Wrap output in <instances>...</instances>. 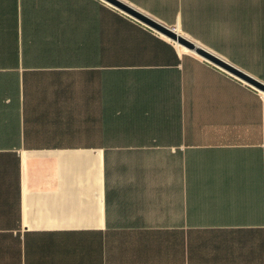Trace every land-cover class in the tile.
Wrapping results in <instances>:
<instances>
[{"label": "crops", "instance_id": "obj_1", "mask_svg": "<svg viewBox=\"0 0 264 264\" xmlns=\"http://www.w3.org/2000/svg\"><path fill=\"white\" fill-rule=\"evenodd\" d=\"M264 82V0H119ZM107 0H0V264H264V92Z\"/></svg>", "mask_w": 264, "mask_h": 264}, {"label": "water", "instance_id": "obj_2", "mask_svg": "<svg viewBox=\"0 0 264 264\" xmlns=\"http://www.w3.org/2000/svg\"><path fill=\"white\" fill-rule=\"evenodd\" d=\"M108 2L112 3L119 9L123 10L127 14L137 18L144 24L148 25L149 27L153 28L154 30L166 35L170 39L174 40L175 42L188 47L190 50H193L197 54L201 55L202 57L210 60L211 62L215 63L216 65L223 67L229 71V74L238 78L241 81L248 83L249 85L253 86L254 88L264 92V82L260 79L254 77L250 73H245L235 69L229 63L221 59L220 57L213 55L205 48L199 46L194 41L190 40L183 34L179 33L177 30L170 28L159 21L153 19L152 17L146 15L145 13L130 7L129 5L119 1V0H107Z\"/></svg>", "mask_w": 264, "mask_h": 264}, {"label": "bare ground", "instance_id": "obj_3", "mask_svg": "<svg viewBox=\"0 0 264 264\" xmlns=\"http://www.w3.org/2000/svg\"><path fill=\"white\" fill-rule=\"evenodd\" d=\"M163 36L167 37L166 35L163 34ZM168 39H170L169 37H167ZM172 40V39H170ZM177 43V42H176ZM176 45H178L180 47L181 50H184V51H188V52H194L193 50H190L188 47L184 46V45H181L179 43H177ZM196 53V52H195Z\"/></svg>", "mask_w": 264, "mask_h": 264}]
</instances>
